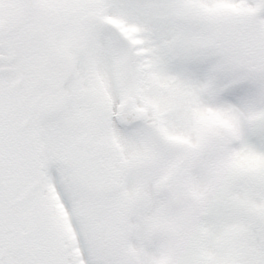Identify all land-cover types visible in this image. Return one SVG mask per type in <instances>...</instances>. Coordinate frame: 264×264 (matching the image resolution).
Listing matches in <instances>:
<instances>
[{"label": "snow or ice", "instance_id": "6c2138e0", "mask_svg": "<svg viewBox=\"0 0 264 264\" xmlns=\"http://www.w3.org/2000/svg\"><path fill=\"white\" fill-rule=\"evenodd\" d=\"M0 264H264V0H0Z\"/></svg>", "mask_w": 264, "mask_h": 264}]
</instances>
